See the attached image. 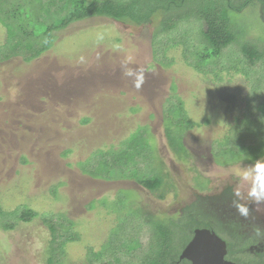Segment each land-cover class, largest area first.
Segmentation results:
<instances>
[{"label":"rangeland","instance_id":"374dc122","mask_svg":"<svg viewBox=\"0 0 264 264\" xmlns=\"http://www.w3.org/2000/svg\"><path fill=\"white\" fill-rule=\"evenodd\" d=\"M75 2L21 0L20 13L1 16V47L16 41L17 52L27 51L24 32L35 28L44 41ZM260 8L228 10L236 41L208 58L195 23L161 32L164 46L153 56L158 15L144 25L72 23L36 59L0 63V264H49L56 253L58 264H141L157 255L166 242L159 227L169 228L183 207L208 203L230 183L248 190L232 173L264 154V65L247 69L241 58L246 42L264 49ZM216 139L223 148L214 149ZM225 142L243 152L230 153ZM150 177L162 181L159 190L146 188ZM22 209L39 216L25 222L14 214ZM51 228L74 238L62 253ZM38 229L47 233L42 250L32 243ZM194 231L165 232L171 251Z\"/></svg>","mask_w":264,"mask_h":264},{"label":"trees","instance_id":"16d2710c","mask_svg":"<svg viewBox=\"0 0 264 264\" xmlns=\"http://www.w3.org/2000/svg\"><path fill=\"white\" fill-rule=\"evenodd\" d=\"M75 1L74 10L67 14L66 18L61 20L60 26H48L47 30L43 31L45 32L44 41L40 40L41 34L38 33L36 28L32 29L30 34L24 32V38L30 40V42L25 45L27 51L21 53L17 52L16 49L18 47L15 46L16 41H12L10 44H8L7 41V45L3 48L0 44V63L10 61L15 55L21 56L20 58H23L25 62H30L33 59H36L41 56L43 52L52 47V43L56 39L55 34L65 30L72 23L104 17L115 21L144 25L150 23L153 20V17L158 15L162 16L161 24L159 26L161 29L158 31L156 39L153 41V56L155 47L156 49H160L164 46V43L162 42L161 44V41L157 39V37L161 36V32H164V30H166V32H172L177 30V28H180L182 29L181 31L184 30L183 32H185L195 23L201 27L202 30H200V32L207 45V49L208 51L211 50V54L203 56L204 58H208L211 55H218L236 41L234 29L230 25V18L227 17L226 14L227 11L232 9L236 12H241L245 9L247 3L252 2L251 0H241L239 4H236L233 0H92L90 3L86 4L84 3V0ZM21 5H23L21 0L18 1L17 4L15 0H0V20L1 16H3L5 20H8L16 15L17 12L20 13L16 7ZM54 11L61 12L60 10ZM48 12L49 14H52L51 11ZM9 31L11 32V30ZM14 33V37H18L17 34ZM262 48L263 47L259 43L246 42L242 44V64H244L247 69L254 68L256 64H260V66L264 65V49ZM205 123H207V120ZM196 124V122L190 121L188 126L194 128ZM216 140L218 142V139ZM217 142L213 145L214 149L223 148L224 143L219 144L220 142ZM229 142H231V140ZM229 142H225L228 146V150ZM229 151L230 153L243 152L235 150ZM217 154L219 155V153H215L216 157L218 156ZM259 156H263V154L257 155L248 163L256 161ZM161 183L162 181L156 177L153 179L150 177L144 181L146 188L152 192L159 190L162 185ZM161 198H164V195H161ZM200 200H203L202 197ZM210 210L211 207L204 201H202V203H193L190 206L183 207L179 213L180 216L171 221V225L168 226L169 228L159 227V234L166 239V242L158 245L159 250L157 255L153 256V258H147L146 260L143 259L141 264H176L175 261L178 259L179 254L188 242L183 246L179 253L174 254L171 251V245L168 243L169 235H165V232L175 231L177 234H180L181 232L187 231L189 228L196 229L201 228L202 226L209 228L210 225L208 224V221L201 217L203 214H208L206 212H210ZM14 214L19 219L29 223L39 216L38 212L31 209H22ZM46 224L49 223L47 222ZM15 227V222L3 225L4 229H14ZM51 230L54 234L55 242H57L56 249L58 252L62 253L63 246L67 242L74 240V238L71 236L66 237L64 234L62 235L60 231H58L56 235V230L54 228H51ZM67 234L72 235L73 232H68ZM117 251L118 250L116 249L115 253ZM122 260H124V258H120L119 264H126V262H122ZM60 261L58 253L49 258V264H58ZM97 263L110 264L109 262Z\"/></svg>","mask_w":264,"mask_h":264},{"label":"flooded vegetation","instance_id":"af4514ba","mask_svg":"<svg viewBox=\"0 0 264 264\" xmlns=\"http://www.w3.org/2000/svg\"><path fill=\"white\" fill-rule=\"evenodd\" d=\"M251 1L247 3L245 9L257 3L261 7L264 19V0ZM260 157L264 158V154L258 158ZM234 189L236 188L230 183L220 191L206 196L211 210L206 212L208 214H203L201 218L208 221L210 227L196 228L181 253L194 239L196 231H210L226 244L224 255L226 264H264V204L259 207L251 205L246 195L247 189H242L240 191L243 199L240 203L248 208V214L241 215L234 203L236 200L233 194ZM181 253L175 263L192 264L190 260H180Z\"/></svg>","mask_w":264,"mask_h":264},{"label":"clouds","instance_id":"9594fccd","mask_svg":"<svg viewBox=\"0 0 264 264\" xmlns=\"http://www.w3.org/2000/svg\"><path fill=\"white\" fill-rule=\"evenodd\" d=\"M124 74L127 76H132L133 71L131 69H126ZM142 83L143 74H137L135 79V87L139 88ZM232 175L236 178L239 189H242L244 185H249L247 190L248 200L264 202V158L256 161L252 165L240 167L239 169L235 170ZM233 194L236 198L234 203L236 204L239 213L246 216L248 214V208L245 206V204L240 203V201L243 199L242 192L240 190L234 189ZM46 239L47 233L42 229H38L37 232L33 234V247L36 250H42Z\"/></svg>","mask_w":264,"mask_h":264},{"label":"water","instance_id":"95a60500","mask_svg":"<svg viewBox=\"0 0 264 264\" xmlns=\"http://www.w3.org/2000/svg\"><path fill=\"white\" fill-rule=\"evenodd\" d=\"M226 244L210 231H196V236L183 250L180 260H190L192 264H226L224 255Z\"/></svg>","mask_w":264,"mask_h":264}]
</instances>
